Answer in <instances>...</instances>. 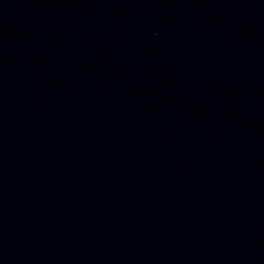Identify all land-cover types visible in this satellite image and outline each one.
Listing matches in <instances>:
<instances>
[{
    "label": "water",
    "instance_id": "95a60500",
    "mask_svg": "<svg viewBox=\"0 0 264 264\" xmlns=\"http://www.w3.org/2000/svg\"><path fill=\"white\" fill-rule=\"evenodd\" d=\"M0 264H264V0H0Z\"/></svg>",
    "mask_w": 264,
    "mask_h": 264
}]
</instances>
